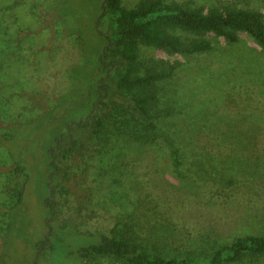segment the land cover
Masks as SVG:
<instances>
[{
	"label": "rangeland",
	"instance_id": "374dc122",
	"mask_svg": "<svg viewBox=\"0 0 264 264\" xmlns=\"http://www.w3.org/2000/svg\"><path fill=\"white\" fill-rule=\"evenodd\" d=\"M166 1L221 12L235 0ZM98 3L0 0V264L33 263L34 244L47 233L49 188L57 210L51 226L72 230L69 243L116 234L164 258L203 259L238 236L264 233V48L243 32L234 43L211 36L210 49L193 54L143 47L138 74L173 66L151 86L152 128L139 113L115 111L127 102L112 73L104 104L92 111L104 74L96 61ZM250 4L264 13L261 1ZM98 113L109 114L99 137L75 147L73 128L57 170L50 167L47 147L65 123ZM59 253L36 264H125ZM221 264H264V255Z\"/></svg>",
	"mask_w": 264,
	"mask_h": 264
},
{
	"label": "trees",
	"instance_id": "16d2710c",
	"mask_svg": "<svg viewBox=\"0 0 264 264\" xmlns=\"http://www.w3.org/2000/svg\"><path fill=\"white\" fill-rule=\"evenodd\" d=\"M129 1L99 0L94 29L103 44L96 61L99 71L104 74L96 79V97L92 102V111L97 105L104 104L103 97L109 87L107 80L112 73L117 92L127 102L125 106L117 105L115 111L120 115L125 110L139 113L150 127L155 126L148 114L154 97L151 86L155 80L170 76L173 66L166 73L150 71L138 74V52L145 46L168 55L193 54L210 49L211 36L234 43L238 39V32H243L254 44L264 48V13L250 4L252 0H235L221 12L214 9L203 12L166 0H135L133 4L127 3ZM259 1L264 3V0ZM101 22H105L103 29L98 26ZM177 32H185L189 38H182ZM103 116L109 117V114L98 113L92 118L83 116L66 122L67 131L54 137L53 144L47 147L49 166L57 170V152L62 147L65 136L72 132L73 128L79 130L76 138L71 140L75 147L84 146L85 141L98 138L102 132ZM172 155V160L178 163L175 143ZM14 167L16 171L23 172L21 163L15 162ZM51 177L52 173L48 172L47 185ZM53 193V188H49V194L43 198V205L47 209L44 219L47 233L34 244L36 255L32 264H36L39 255L58 256L59 252L75 261L92 255H108L120 259L125 264H221L243 261L247 256L264 255V233L238 236L230 243L218 246L203 259L164 258L139 249L116 234L108 236L99 233L96 236H87L83 243H69L68 235L73 234L72 230L64 226L53 229L51 226V221L57 213ZM15 197L17 201L20 200L19 189L16 190ZM60 249L62 251H59ZM60 253L59 256L63 257Z\"/></svg>",
	"mask_w": 264,
	"mask_h": 264
}]
</instances>
